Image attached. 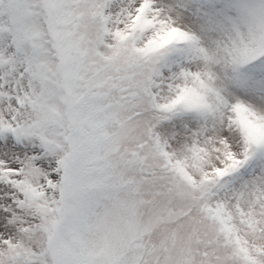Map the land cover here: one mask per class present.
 Wrapping results in <instances>:
<instances>
[{"label":"snow or ice","instance_id":"snow-or-ice-1","mask_svg":"<svg viewBox=\"0 0 264 264\" xmlns=\"http://www.w3.org/2000/svg\"><path fill=\"white\" fill-rule=\"evenodd\" d=\"M0 264H264V0H0Z\"/></svg>","mask_w":264,"mask_h":264}]
</instances>
